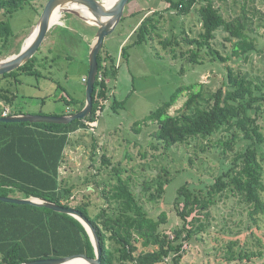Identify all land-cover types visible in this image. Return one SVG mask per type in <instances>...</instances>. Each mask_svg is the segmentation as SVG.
<instances>
[{"label":"trees","instance_id":"obj_1","mask_svg":"<svg viewBox=\"0 0 264 264\" xmlns=\"http://www.w3.org/2000/svg\"><path fill=\"white\" fill-rule=\"evenodd\" d=\"M33 1L0 0V59H3L2 49L12 36L7 19ZM160 1L163 9L123 16L122 23L130 16H137V21L128 39H122L127 42L121 48V62H127L130 48L155 39L173 59H185L194 66L203 63L201 58L205 53L212 61L220 63H226L230 57L243 58L248 63L252 53L264 55V48L257 44L258 31L264 27V14L256 7L257 0H233V5L239 10L228 17L220 12L213 0ZM192 13L198 16V34L191 36L183 30L177 32L179 28L175 18H185ZM218 31L226 33V39L232 42L231 56H223L213 47ZM122 33L118 30L114 35L121 37ZM184 45L186 49L182 50ZM35 61L32 58L17 71L1 76L0 81L11 78L18 84L19 73L40 77ZM97 61L93 109L85 120H76L68 125L0 123V196L18 193L21 198H43L77 210L96 230L102 251L101 264H180L184 245L193 239L200 241L204 233L210 234L215 221V226L219 225L220 232L224 234L238 236L243 232L249 233L245 238L248 241L254 230H260L264 216V81L227 66L225 88L207 92L203 83L177 88L169 101L145 119L156 125L152 134L155 143L149 148L153 152L161 151V157L167 156L176 146H189L195 142L198 150L194 149L193 158H188L190 163L198 159L199 153L214 149L219 152L223 165L205 190H193L187 183L177 189L173 210L180 223L173 228L172 234H168L163 228L167 223L166 212L154 217L142 203V200L157 202L162 199L172 178V173L170 176L165 167L162 174L143 182L140 198L132 190L130 177L123 178L121 164H113L103 154L101 163L115 176V182L103 186L97 180L98 172L93 180L90 176L83 183L87 189L92 184L101 189L99 198L103 205L91 216L89 203H72L76 186L61 173L65 152L78 131L94 130V124L110 97L109 81L117 79L121 65L117 67V58L105 45ZM99 75L103 77L101 82L98 81ZM185 90L189 93L182 108L176 115L169 114V108ZM16 97L12 90L0 85V117L6 107L10 108V114L23 113L12 109ZM67 99L65 105L71 109L70 113H76L84 106L82 101L74 109L75 99ZM123 104L114 99L109 106L117 112ZM94 151L93 148L92 155ZM147 155L144 151L140 158L146 160ZM126 157L131 159L129 154ZM152 157L156 155L153 153ZM234 201L246 217L229 225L230 219L222 218V213H213V210L220 203L227 205ZM215 239L214 250H218V238ZM240 241L229 240L223 246L224 252L218 250L223 254L220 256L223 262L248 264L263 257L264 246L260 239L256 242L260 248L258 252L236 251ZM78 254L95 257L89 236L77 220L46 208L0 202V264H22Z\"/></svg>","mask_w":264,"mask_h":264},{"label":"rangeland","instance_id":"obj_2","mask_svg":"<svg viewBox=\"0 0 264 264\" xmlns=\"http://www.w3.org/2000/svg\"><path fill=\"white\" fill-rule=\"evenodd\" d=\"M47 1L35 0L31 4L23 6L7 19L12 36L2 49V58L20 52ZM159 1L131 0L124 15L129 16L134 11L144 13L150 8L153 11L157 6L163 9V4ZM213 1L226 17L235 15L239 10L237 6L233 5V0ZM256 7L264 14V0H257ZM71 18L68 15L63 17L61 22L65 24L64 20L68 19L66 27L69 29L56 25L48 33L46 40L33 57L36 60L35 66L40 77L19 73L18 84L11 78L1 79L0 85L9 88L17 96L12 108L14 112L21 111L45 116L59 115L66 110L65 99L68 100V97L75 99L74 109L79 107L78 99L83 101L88 62L85 55L86 46H83L81 42L82 50H79L77 41H80L79 38L83 34H91L94 29ZM136 21L137 16L127 17L116 29L117 32L118 30L123 32L122 38L113 34L104 43L105 48H108L117 60L119 59L121 64H119V75L116 80L109 81L110 97L106 103L107 106L98 116L97 125L94 124V130L78 131L71 138L72 144L65 152V162L61 173L63 177L69 179L71 184L76 186L72 200L73 205L83 201L89 203V211L92 216L103 205V201L99 198L101 189L93 184L87 189L83 184L85 179L91 176V180H93V176L99 172L97 180L103 183V186L108 182H115V176L108 172L101 163L100 158L103 154H106L113 164L120 163L127 170L123 169V178L127 175L130 177L132 190L140 198L142 197L140 192L143 182L154 179L157 175L162 174L163 167L167 168L170 176L172 173V178L165 188L162 199L157 202L142 200V203L145 210L154 217L159 216L162 211L166 212L167 223L163 228L168 234H172L173 228L180 223L173 210L177 189L187 183L193 190H205L213 183L223 165L219 159V152L214 149L199 153L198 159L190 163L188 158H193L194 149L198 150V145L196 146L195 142H191L189 146L185 144L176 146L167 153V156L161 157V151L153 152L149 148L150 144L155 143L152 134L156 125L145 119L163 103L169 101L177 88H185L197 83H203L207 92L225 88L227 66L236 71L249 73L251 78L264 81V55L252 53L248 63L243 58L234 57H230L226 63H220L217 60L212 61L209 54L205 53L206 55L201 58L203 63L194 66L186 62L185 59H173L155 39L151 43L130 48L127 62H121V48L127 42L122 39L130 35V30ZM175 23L179 28L177 32L183 30L192 36L197 35L200 31V23L195 13L185 18L177 17ZM169 25L167 24V26ZM258 32L257 44L264 48V27H261ZM226 38L227 34L223 31L216 32L213 47L223 56H231L232 42ZM182 47V50L186 49L185 45ZM188 93L187 90L181 93L178 100L169 108V114L176 115L179 112ZM114 99L124 102L123 107L117 112H114L109 106ZM136 123L138 125L134 127ZM262 123L264 126L263 120ZM93 148L94 155H92ZM144 151L148 154L146 160L140 158V153ZM153 153L156 155L154 158L152 157ZM127 154L131 159L126 157ZM133 167L134 170H131ZM9 197L17 198L20 197V194L13 193ZM213 213H222V218L230 219L229 225H234L235 221L246 217V213L235 201L227 205L220 203ZM215 222L217 223V221ZM215 222L210 229V234L204 233L200 241L193 239L184 245L183 260L180 264H240L239 262H223L220 258L223 254L218 253V250L224 252L223 246L229 240H241L236 251H260L256 244L257 239H260L264 246V216L260 230H254V235L248 241L245 238L249 233L243 232L238 236L227 235L220 232V227L219 225L215 226ZM215 237L218 238V250H214ZM262 251L264 252V249ZM263 261L264 255L260 259L251 260L248 264H260Z\"/></svg>","mask_w":264,"mask_h":264},{"label":"water","instance_id":"obj_3","mask_svg":"<svg viewBox=\"0 0 264 264\" xmlns=\"http://www.w3.org/2000/svg\"><path fill=\"white\" fill-rule=\"evenodd\" d=\"M131 0H48L37 23L31 28L18 54L0 59V77L12 73L26 65L36 54L47 38L48 33L59 25L60 19L68 15L95 29L88 48V72L86 77L85 102L83 108L76 113L62 116L33 115L27 113L10 114L0 117V123H51L68 125L76 120H85L93 109L92 94L98 75V55L103 45L115 32L124 16L125 9ZM0 202L29 205L46 208L53 212L66 214L77 220L89 236L94 250V258L78 254L60 259L36 260L22 264H101V246L95 228L90 221L71 208H64L56 203L37 197H3Z\"/></svg>","mask_w":264,"mask_h":264},{"label":"crops","instance_id":"obj_4","mask_svg":"<svg viewBox=\"0 0 264 264\" xmlns=\"http://www.w3.org/2000/svg\"><path fill=\"white\" fill-rule=\"evenodd\" d=\"M158 2V1H157ZM160 2V1H159ZM161 3V2H160ZM161 7H155L154 8V10H159ZM153 10V11H154ZM147 11H152V9L150 8V9H148ZM134 13H135V11H134ZM62 19H63V17H62ZM62 19H60V23H59V25H61V26H64L65 28L64 29H67V27H66V25H67V20H64L65 21V24H62V22L61 21H63ZM71 19H75V18H71ZM77 20V19H76ZM69 22V21H68ZM88 27H90V26H88ZM90 28H92V29H94L93 27H90ZM69 29V28H68ZM67 29V30H68ZM71 30V29H70ZM94 33H95V29L92 31V33L91 34H89V35H86V34H83L79 39H80V41L78 40L77 41V44L79 45V46H77V48L79 49V50H82L81 49V42L83 43V46H86V48H85V55H86V61L88 62V48H89V45H90V43H91V41H92V38H93V36H94ZM130 36V35H129ZM128 36V37H129ZM128 37H127V39H128ZM127 41V40H126ZM80 43V44H79ZM82 46V47H83ZM87 66H88V64H87ZM88 69V68H87ZM86 77H87V74H86ZM85 81V83H86V80H84ZM83 101L85 102V97H84V99H83ZM78 102L79 103H81L82 102V100H79L78 99ZM8 109H10V108H8ZM67 110V111H66ZM66 110L65 111H63L64 113H66V114H69L71 111V109H69V108H66ZM70 111V112H69ZM23 113H25V112H23ZM96 125H97V123H96Z\"/></svg>","mask_w":264,"mask_h":264},{"label":"built area","instance_id":"obj_5","mask_svg":"<svg viewBox=\"0 0 264 264\" xmlns=\"http://www.w3.org/2000/svg\"><path fill=\"white\" fill-rule=\"evenodd\" d=\"M120 62L119 59L117 60V67L119 66ZM103 77L101 75L98 76V81H102ZM10 115V109H8V107L4 108L3 113H2V117L8 116Z\"/></svg>","mask_w":264,"mask_h":264},{"label":"bare ground","instance_id":"obj_6","mask_svg":"<svg viewBox=\"0 0 264 264\" xmlns=\"http://www.w3.org/2000/svg\"><path fill=\"white\" fill-rule=\"evenodd\" d=\"M108 3H111L113 0H106Z\"/></svg>","mask_w":264,"mask_h":264}]
</instances>
